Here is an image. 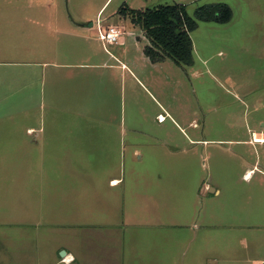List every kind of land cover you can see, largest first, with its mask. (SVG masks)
<instances>
[{
	"label": "crops",
	"instance_id": "obj_1",
	"mask_svg": "<svg viewBox=\"0 0 264 264\" xmlns=\"http://www.w3.org/2000/svg\"><path fill=\"white\" fill-rule=\"evenodd\" d=\"M62 33L65 40L54 36L59 50H42L41 57L27 62L38 67L32 75L38 83L40 116L0 118V213H11L3 222L45 223L54 239L49 248L42 241L34 249L20 243L17 260L16 252H4L8 263L264 264L260 203L214 199L219 187L198 185L196 178L190 182L202 156L195 146L200 140L184 131L182 146L171 145L164 135L141 142L135 121L126 128V121L116 118L115 108L107 104L108 96L118 90L122 94L123 70L131 80L135 75L130 68L137 65L136 58L126 59L124 52L110 48H122L125 38L97 45L80 31ZM124 149L129 160L144 162L129 169L132 185L125 191L132 197L121 209L124 178L118 165ZM11 155L18 159L16 183L6 178L13 167L2 162ZM254 172V167L246 168L243 180L249 181ZM208 186L213 193L210 213L198 198ZM173 206L178 210L171 217ZM192 218L190 232L170 228L172 222L188 225ZM215 226L226 230L213 233Z\"/></svg>",
	"mask_w": 264,
	"mask_h": 264
},
{
	"label": "rangeland",
	"instance_id": "obj_2",
	"mask_svg": "<svg viewBox=\"0 0 264 264\" xmlns=\"http://www.w3.org/2000/svg\"><path fill=\"white\" fill-rule=\"evenodd\" d=\"M213 2L227 3L233 16L226 23L198 21L191 32L192 65H180L168 56L152 62L144 52L149 41L143 30L118 13L124 3L132 8L184 3L194 16L198 6ZM100 18L105 19L103 25H123L125 45L110 48L124 52L126 59L137 60V65L130 68L135 79L126 76L130 72L124 69L122 94L118 90L115 96H108L107 104L115 108V117L126 121V128L135 121L141 142H153L152 136L162 139L164 135L170 137L171 145L182 146L186 131L200 140L195 146L202 153L196 161L197 175L190 182L196 178L198 185L203 182L219 187L221 193L214 199L259 202L264 212V0H0V118L30 120L40 116L38 83L32 75L38 67L27 62L41 57L42 50H59L54 36L65 40L62 31L67 29L84 33L89 44L102 45L97 29ZM124 151L118 165L124 178L121 209L132 197L125 191L132 185L129 169L144 162L136 157L129 160V152ZM177 160L172 166H177ZM2 162L13 167L6 173L7 180L18 182L17 157L11 155ZM248 167H254L255 172L244 181L242 174ZM175 178L172 174V182ZM181 180L179 174L177 182L183 189ZM209 186L198 193L206 213L213 210ZM251 207L254 210L253 204ZM177 210L178 206L171 208V217ZM10 214L0 213V264H9L8 251L16 252L17 260L20 243L34 249L42 241L49 248L54 240L47 229L50 225L3 222ZM192 220L185 226L172 222L170 228L184 227L190 232ZM260 220L264 228V215ZM224 230L213 227V233Z\"/></svg>",
	"mask_w": 264,
	"mask_h": 264
},
{
	"label": "trees",
	"instance_id": "obj_3",
	"mask_svg": "<svg viewBox=\"0 0 264 264\" xmlns=\"http://www.w3.org/2000/svg\"><path fill=\"white\" fill-rule=\"evenodd\" d=\"M118 13L143 30L149 41L144 52L152 62L168 56L180 65H192L194 62L191 32L198 21L226 23L233 16L232 8L225 2L200 5L194 16L188 13L184 3L161 4L152 8H132L124 3Z\"/></svg>",
	"mask_w": 264,
	"mask_h": 264
},
{
	"label": "built area",
	"instance_id": "obj_4",
	"mask_svg": "<svg viewBox=\"0 0 264 264\" xmlns=\"http://www.w3.org/2000/svg\"><path fill=\"white\" fill-rule=\"evenodd\" d=\"M105 19L100 18L97 22L98 29V38L104 44H114L121 43L122 38L124 37L125 29L123 25L120 24H106L103 25L101 22H104Z\"/></svg>",
	"mask_w": 264,
	"mask_h": 264
},
{
	"label": "water",
	"instance_id": "obj_5",
	"mask_svg": "<svg viewBox=\"0 0 264 264\" xmlns=\"http://www.w3.org/2000/svg\"><path fill=\"white\" fill-rule=\"evenodd\" d=\"M64 252H62V254H63Z\"/></svg>",
	"mask_w": 264,
	"mask_h": 264
}]
</instances>
